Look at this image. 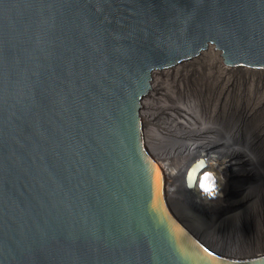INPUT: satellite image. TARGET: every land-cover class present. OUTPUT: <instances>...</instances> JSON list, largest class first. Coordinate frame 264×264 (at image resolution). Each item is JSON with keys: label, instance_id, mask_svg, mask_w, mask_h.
<instances>
[{"label": "water", "instance_id": "1", "mask_svg": "<svg viewBox=\"0 0 264 264\" xmlns=\"http://www.w3.org/2000/svg\"><path fill=\"white\" fill-rule=\"evenodd\" d=\"M211 45L264 69V0H0V264H264L155 185L152 73Z\"/></svg>", "mask_w": 264, "mask_h": 264}, {"label": "bare ground", "instance_id": "2", "mask_svg": "<svg viewBox=\"0 0 264 264\" xmlns=\"http://www.w3.org/2000/svg\"><path fill=\"white\" fill-rule=\"evenodd\" d=\"M157 70L142 100L146 142L164 168L157 192L183 218L206 225L213 247L261 250L264 234H248L264 224V145L230 115L238 88L264 92V69L226 65L211 45L189 63ZM235 216L236 237H225L215 225Z\"/></svg>", "mask_w": 264, "mask_h": 264}, {"label": "trees", "instance_id": "3", "mask_svg": "<svg viewBox=\"0 0 264 264\" xmlns=\"http://www.w3.org/2000/svg\"><path fill=\"white\" fill-rule=\"evenodd\" d=\"M233 116L242 123L259 121L264 133V92L238 88L232 99Z\"/></svg>", "mask_w": 264, "mask_h": 264}, {"label": "rangeland", "instance_id": "4", "mask_svg": "<svg viewBox=\"0 0 264 264\" xmlns=\"http://www.w3.org/2000/svg\"><path fill=\"white\" fill-rule=\"evenodd\" d=\"M162 76H163V71L157 70L156 73H155L156 79L162 78ZM156 88L158 89V86H156ZM230 117H231V119H234V121L236 123H241V126L245 127V129H246L247 132L250 131V130L253 131L258 136L259 142L264 145V133L260 129V123H259V121L254 120V121H251L249 123H242V122L238 121L237 119H235V117L233 116V109H232V113H231ZM262 212H264V204L262 205ZM261 222H260L259 226H263ZM260 234L263 235L264 232H262Z\"/></svg>", "mask_w": 264, "mask_h": 264}]
</instances>
